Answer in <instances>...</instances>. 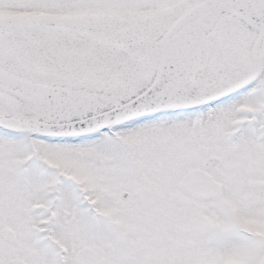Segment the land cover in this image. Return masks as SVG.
Segmentation results:
<instances>
[{"label":"snow or ice","instance_id":"snow-or-ice-1","mask_svg":"<svg viewBox=\"0 0 264 264\" xmlns=\"http://www.w3.org/2000/svg\"><path fill=\"white\" fill-rule=\"evenodd\" d=\"M0 264H264V0H0Z\"/></svg>","mask_w":264,"mask_h":264}]
</instances>
